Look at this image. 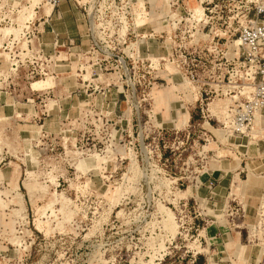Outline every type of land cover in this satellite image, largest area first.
I'll use <instances>...</instances> for the list:
<instances>
[{
	"label": "rangeland",
	"instance_id": "obj_1",
	"mask_svg": "<svg viewBox=\"0 0 264 264\" xmlns=\"http://www.w3.org/2000/svg\"><path fill=\"white\" fill-rule=\"evenodd\" d=\"M263 3L0 0V264H264Z\"/></svg>",
	"mask_w": 264,
	"mask_h": 264
},
{
	"label": "built area",
	"instance_id": "obj_2",
	"mask_svg": "<svg viewBox=\"0 0 264 264\" xmlns=\"http://www.w3.org/2000/svg\"><path fill=\"white\" fill-rule=\"evenodd\" d=\"M258 15L262 17L253 28L243 34L245 48L249 61L256 63V69L252 77L255 87V106L264 110V3L259 8Z\"/></svg>",
	"mask_w": 264,
	"mask_h": 264
},
{
	"label": "bare ground",
	"instance_id": "obj_3",
	"mask_svg": "<svg viewBox=\"0 0 264 264\" xmlns=\"http://www.w3.org/2000/svg\"><path fill=\"white\" fill-rule=\"evenodd\" d=\"M236 43H238V42H236Z\"/></svg>",
	"mask_w": 264,
	"mask_h": 264
}]
</instances>
